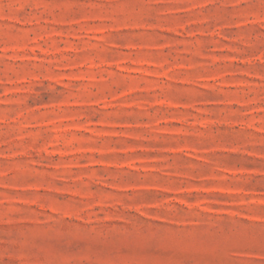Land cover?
Returning <instances> with one entry per match:
<instances>
[{
  "label": "rangeland",
  "instance_id": "1",
  "mask_svg": "<svg viewBox=\"0 0 264 264\" xmlns=\"http://www.w3.org/2000/svg\"><path fill=\"white\" fill-rule=\"evenodd\" d=\"M0 264H264V0H0Z\"/></svg>",
  "mask_w": 264,
  "mask_h": 264
}]
</instances>
